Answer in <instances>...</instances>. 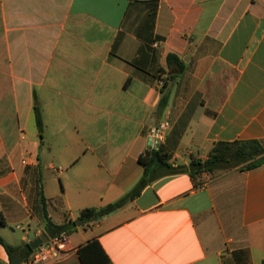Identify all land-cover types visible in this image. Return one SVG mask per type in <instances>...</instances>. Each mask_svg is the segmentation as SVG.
<instances>
[{"label": "crops", "instance_id": "obj_1", "mask_svg": "<svg viewBox=\"0 0 264 264\" xmlns=\"http://www.w3.org/2000/svg\"><path fill=\"white\" fill-rule=\"evenodd\" d=\"M161 121L174 166L216 142L264 144V0H0L4 243L56 234L47 218L80 226L84 208L127 195ZM201 176L150 181L48 264H264V163Z\"/></svg>", "mask_w": 264, "mask_h": 264}, {"label": "trees", "instance_id": "obj_2", "mask_svg": "<svg viewBox=\"0 0 264 264\" xmlns=\"http://www.w3.org/2000/svg\"><path fill=\"white\" fill-rule=\"evenodd\" d=\"M167 61L169 65L173 64L180 71L184 68L182 62L174 54L167 55ZM161 97L159 100V108L163 109L167 104L168 94L166 91V85L160 88ZM35 122L40 130L39 135L41 136L42 131V120L41 114L38 107H35ZM234 148L235 151H231ZM245 158L250 159V162L243 166H239L245 162ZM139 163L143 166V175L138 181L135 188L125 195L120 200L108 204L103 208H84L80 211V219L83 220H94L103 215L109 214L110 212L120 208L124 203L138 195L140 191L152 180L167 175L179 172H186L194 180L198 179V183L202 184L206 179L202 177V174H207L213 176L218 172L227 170L234 167L240 168H252L259 164L264 163V149L257 140H247V141H235V142H216L208 153L206 159L191 158L187 165L179 164L173 165L170 161V156L161 147V144L157 148H148L138 157ZM0 224L4 225L5 221L0 214ZM69 225L58 226L51 222L49 218L46 219V229L47 231L53 230L54 233H60L68 229ZM0 242L4 245L10 259L21 250V253L26 257L32 253L33 249L30 248L28 243H24L22 246L13 247L4 243L1 239ZM98 246L96 240L88 242L87 245L82 246L79 250H88L89 246ZM82 257V255H81ZM84 261V259H83ZM109 260H107V263Z\"/></svg>", "mask_w": 264, "mask_h": 264}, {"label": "built area", "instance_id": "obj_3", "mask_svg": "<svg viewBox=\"0 0 264 264\" xmlns=\"http://www.w3.org/2000/svg\"><path fill=\"white\" fill-rule=\"evenodd\" d=\"M167 126V121H161L151 130L149 148H157L161 144ZM71 250L68 235L63 231L50 236L45 243L34 249L27 256L25 264H48L63 258Z\"/></svg>", "mask_w": 264, "mask_h": 264}, {"label": "rangeland", "instance_id": "obj_4", "mask_svg": "<svg viewBox=\"0 0 264 264\" xmlns=\"http://www.w3.org/2000/svg\"><path fill=\"white\" fill-rule=\"evenodd\" d=\"M32 129L39 134L40 130L38 129V127L35 125L34 121H32ZM165 131V130H164ZM41 133L43 134V126H42V131ZM260 145L262 146V148L264 149V144L260 143ZM231 151H235L234 148L231 149ZM43 153L44 154H48L47 148L44 147L43 148V142L41 143V147H40V158L43 159ZM250 162V159H246L245 158V162H243L242 164H240L239 166H243L246 163ZM60 162H55L56 165H61L59 164ZM50 173V172H49ZM51 174V173H50ZM56 184H58V178L53 174L52 175ZM77 212H73L74 216H77ZM79 221H83L82 219H78L76 222ZM91 220H84L83 224H81L80 226H76V224H73V226L71 228H68V238L70 241H72L73 243H77V241H79L81 239V235H88L91 230L93 229V225L90 222ZM10 230V229H9ZM23 239H22V231L21 230H16L15 234H14V240L10 243L13 244H18L21 245L23 244ZM31 254V253H30ZM29 254V255H30Z\"/></svg>", "mask_w": 264, "mask_h": 264}, {"label": "water", "instance_id": "obj_5", "mask_svg": "<svg viewBox=\"0 0 264 264\" xmlns=\"http://www.w3.org/2000/svg\"><path fill=\"white\" fill-rule=\"evenodd\" d=\"M48 236L43 234L41 236H39L38 238H36L35 240H32L31 242H29V246L31 249H37L41 244L45 243L48 240ZM27 261V257L25 259L22 260V257L20 255V251H18L13 258L11 259L10 264H22V262L25 264Z\"/></svg>", "mask_w": 264, "mask_h": 264}]
</instances>
